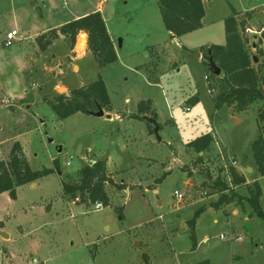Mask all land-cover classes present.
Returning a JSON list of instances; mask_svg holds the SVG:
<instances>
[{
    "label": "rangeland",
    "instance_id": "rangeland-1",
    "mask_svg": "<svg viewBox=\"0 0 264 264\" xmlns=\"http://www.w3.org/2000/svg\"><path fill=\"white\" fill-rule=\"evenodd\" d=\"M100 2L119 60L100 67L89 53L75 58L80 67L74 71L69 54L83 55L81 36L74 46L56 39L46 50L33 41L36 31L91 13ZM203 2L202 27L174 38L157 0H0V40L13 29L20 38L0 46V157L18 140L33 169L52 170L34 187H17L14 198L0 193V227L9 234H0V264H264V219L246 200L205 207L225 194L212 187L217 177L232 186V157L240 168L253 164L251 143L264 135V101L241 112L216 107L223 74L212 76L202 60L208 45L226 43L225 20L235 8L245 21L241 34L253 66H264V0ZM99 77L111 117L77 112L59 119L47 99L54 102ZM194 95L198 101L189 104ZM144 100H152L161 140L144 115L132 117ZM123 113L130 117L120 119ZM203 133L213 141L199 159L188 143ZM90 160L106 161L113 180L106 183L110 202L100 210L79 196L68 200L61 183V177L77 181ZM252 177L262 188L264 209V175L256 170ZM122 183L125 189L118 188ZM232 187L249 194L245 184ZM175 190L184 194L181 201ZM197 210L193 229L189 221Z\"/></svg>",
    "mask_w": 264,
    "mask_h": 264
},
{
    "label": "trees",
    "instance_id": "trees-1",
    "mask_svg": "<svg viewBox=\"0 0 264 264\" xmlns=\"http://www.w3.org/2000/svg\"><path fill=\"white\" fill-rule=\"evenodd\" d=\"M158 8L167 31L171 36H181L202 27V19L205 16L203 0H157ZM247 19L251 14L246 13ZM245 27V21L239 20V11L232 8V14L225 20L226 43L224 45H208L203 57H212L216 65L221 69L220 93L215 96L216 107L228 105L235 107L236 111H245L248 106L257 100L264 101V75L260 74L264 66L255 68L253 57L247 49V40L242 36L241 29ZM80 32L87 34V46L92 52L100 67L111 64L118 59L114 43L108 31L106 22L100 11L88 13L79 18L70 20L56 28L49 29L39 34L36 41L41 50L48 46L61 35L68 37L70 46H74ZM206 62V60H204ZM208 64V62H206ZM212 76H215L212 73ZM220 77V76H215ZM208 79V76L207 78ZM209 82V80H208ZM194 95L188 99L189 104L198 101ZM58 118L63 120L70 115L82 112L91 113L102 108L111 110V101L106 84L102 77L94 82L70 90V94H59L55 101L47 99ZM157 119V113L152 108V100H144L138 104V114ZM1 128V126H0ZM213 141V134L203 133L198 138L190 141L188 146L193 148L199 159ZM252 156L258 172L264 175V135L261 133L251 143ZM8 160H0V193L8 192L12 198L16 196V188L34 183L44 175L49 174L51 169L35 170L23 150L20 141L13 142ZM57 166V160H55ZM106 161L96 160L88 162L79 171L77 181H67L61 177L64 194L67 199L76 201L79 196L80 202H100L107 206L110 202L106 190V183H113L108 175ZM232 186L245 184L246 180L233 167L230 169ZM247 195L235 192L221 177H217L212 184L213 188L224 191L219 199L213 203L214 207L230 204L233 201L242 202L243 199L250 205L255 215L264 219V210L261 205V188L257 181L247 183ZM118 188L125 189V185L119 184ZM200 210H197L189 224L195 229L196 218ZM194 238V235H193ZM196 246V243L194 244ZM31 264H45L43 261L33 260ZM194 264H211L210 260H203Z\"/></svg>",
    "mask_w": 264,
    "mask_h": 264
},
{
    "label": "crops",
    "instance_id": "crops-1",
    "mask_svg": "<svg viewBox=\"0 0 264 264\" xmlns=\"http://www.w3.org/2000/svg\"><path fill=\"white\" fill-rule=\"evenodd\" d=\"M95 10H99L101 13H102V15H103V11H102V7H101V2L100 3H98L97 4V7H96V9H94L92 12H94ZM89 12H82V13H78V14H76V15H74L73 16V18H72V20L73 19H76V18H79V17H81V16H84V15H86V14H88ZM104 18V17H103ZM104 20H105V18H104ZM47 28H49V27H47ZM108 28V27H107ZM50 29H52V28H50ZM49 30V29H48ZM47 30V31H48ZM108 31H109V33H110V36H111V38H112V41H113V43H114V48H115V50H116V53H117V56H118V60H119V58H120V56H119V50H118V47L116 46V43H115V38H114V36L112 35V32H111V30L108 28ZM44 32H46V31H44ZM43 33V32H42ZM168 33H169V35H170V32L168 31ZM40 33H38V31H36L35 33H34V35H33V41H34V38L35 37H37V35H39ZM81 35H86V47H85V49H80V50H82V52H83V55H78L77 54V52H76V50H71V52H70V54H69V57H70V59H71V63H72V68H73V70L74 71H78V69H79V65L75 62V58H80V57H82V56H84V55H87V54H89V53H91L92 54V52L88 49V46H87V34L85 33V32H80L79 34H78V36H77V38H78V40H79V38H80V36ZM171 36V35H170ZM172 37H174V38H176L177 36H172ZM76 38V39H77ZM58 39H63L65 42H67V40H68V37H66V36H64V35H61L59 38H57V40ZM56 40V39H55ZM263 50H264V48H263ZM71 53H75L74 55L73 54H71ZM71 55V56H70ZM199 56H202V53L200 52V54H199ZM202 60H204L203 59V56H202ZM77 66V70H75V67ZM58 87H59V84L57 85V88H56V90L58 89ZM111 110H112V106H111ZM110 110V111H111ZM110 111H106V110H104V115H106L108 118H110L111 117V114H109V112ZM156 111V110H155ZM157 113V112H156ZM125 113H123L122 115H120V119L121 118H125V117H130V116H125L124 115ZM128 114V113H127ZM147 115V114H146ZM147 116H149V115H147ZM0 126H1V128H0V150L2 149V147L4 146V144H5V137H3V136H1V134L3 133V125L0 123ZM11 146H12V143L10 144V146H8L7 148V152H8V155H6L7 157H4V156H2V157H0V159H6V158H8V156H9V152H10V149H11ZM23 150L25 151V149H24V147H23ZM3 152V151H2ZM26 154V153H25ZM251 154H252V151H251ZM253 157V156H252ZM253 161H254V159H253ZM90 162H91V160H90ZM249 167H251L252 168V172L251 173H249V172H247V169L249 168ZM233 168H235L236 170H237V172L241 175V176H243L244 178H245V180H246V182H245V185L247 184V183H251V182H253V181H257L258 182V184H259V186H260V183H259V181L257 180V179H255V178H253L252 177V175L255 173V171L257 170V167H256V165H255V162H253V164H246L243 168H240L239 166H238V164H236V166H234ZM258 171V170H257ZM259 173V172H258ZM260 174V173H259ZM261 175V174H260ZM32 185V187H34L35 185H36V183L34 182V183H32L31 184ZM237 186H235V188H236ZM260 188H261V186H260ZM4 193V192H3ZM2 194V193H1ZM262 195H263V192H262V188H261V205H263V199H262ZM69 200V199H68ZM71 201V200H70ZM215 203V202H214ZM205 207L206 208H211V207H213V203L212 204H205ZM263 208V207H262ZM252 209V208H251ZM264 210V209H263ZM253 211V210H252ZM232 213L233 214H237L238 213V210L235 208V209H233L232 210ZM1 232H4V233H6L7 235H8V238H9V234L6 232V231H4L3 229H1V227H0V234H1Z\"/></svg>",
    "mask_w": 264,
    "mask_h": 264
},
{
    "label": "built area",
    "instance_id": "built-area-1",
    "mask_svg": "<svg viewBox=\"0 0 264 264\" xmlns=\"http://www.w3.org/2000/svg\"><path fill=\"white\" fill-rule=\"evenodd\" d=\"M19 39L20 38L18 37V30L17 29L10 30L0 40V46L1 47H10V46L14 45V43L17 42ZM206 78H207V76H206ZM219 153H223V151L220 149ZM230 160H231L230 161L231 167L236 166L237 160L233 157ZM70 163H71L70 161L66 162L67 165H70ZM174 195L178 201H181L184 198V194L178 190L174 191ZM102 206L103 205L100 202L94 203L95 210H100L102 208ZM221 237L223 238V235H221Z\"/></svg>",
    "mask_w": 264,
    "mask_h": 264
},
{
    "label": "water",
    "instance_id": "water-1",
    "mask_svg": "<svg viewBox=\"0 0 264 264\" xmlns=\"http://www.w3.org/2000/svg\"><path fill=\"white\" fill-rule=\"evenodd\" d=\"M38 10L40 11V9L38 8ZM120 41V40H119ZM254 60H256V58H254ZM207 62L209 64V67L212 71L213 74L215 75H219L221 73V69L216 65V63L214 62V60L212 59V57H208ZM91 114L96 115V116H103L104 115V109L99 108L97 111L91 112ZM145 119H147L151 124H153V131L154 133L158 136V131L160 129L159 124L157 123V120L155 118L149 117L147 115H144ZM158 140H161V138L158 136ZM94 161H91V163H93ZM247 172L251 173L252 172V168L249 167L247 169ZM2 236H6V234L4 232H1Z\"/></svg>",
    "mask_w": 264,
    "mask_h": 264
},
{
    "label": "bare ground",
    "instance_id": "bare-ground-1",
    "mask_svg": "<svg viewBox=\"0 0 264 264\" xmlns=\"http://www.w3.org/2000/svg\"><path fill=\"white\" fill-rule=\"evenodd\" d=\"M81 38H82V40L84 41V44H85V40H86V35H81ZM61 89H63V88H61Z\"/></svg>",
    "mask_w": 264,
    "mask_h": 264
}]
</instances>
